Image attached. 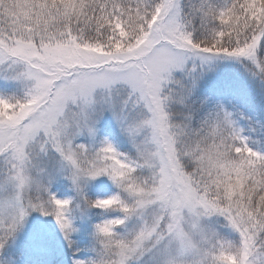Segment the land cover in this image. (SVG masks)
Returning a JSON list of instances; mask_svg holds the SVG:
<instances>
[{
	"label": "snow or ice",
	"instance_id": "1",
	"mask_svg": "<svg viewBox=\"0 0 264 264\" xmlns=\"http://www.w3.org/2000/svg\"><path fill=\"white\" fill-rule=\"evenodd\" d=\"M0 264H264V0H0Z\"/></svg>",
	"mask_w": 264,
	"mask_h": 264
},
{
	"label": "rangeland",
	"instance_id": "2",
	"mask_svg": "<svg viewBox=\"0 0 264 264\" xmlns=\"http://www.w3.org/2000/svg\"><path fill=\"white\" fill-rule=\"evenodd\" d=\"M110 192H111L110 185L105 184V185H101V186H98L95 189H93L92 195L105 196Z\"/></svg>",
	"mask_w": 264,
	"mask_h": 264
},
{
	"label": "trees",
	"instance_id": "3",
	"mask_svg": "<svg viewBox=\"0 0 264 264\" xmlns=\"http://www.w3.org/2000/svg\"><path fill=\"white\" fill-rule=\"evenodd\" d=\"M108 194H110V193H108ZM108 194H107V195H108ZM93 196L95 197V195H93Z\"/></svg>",
	"mask_w": 264,
	"mask_h": 264
}]
</instances>
